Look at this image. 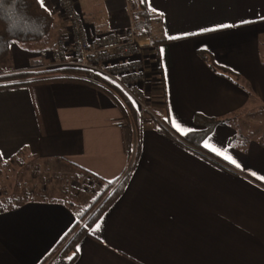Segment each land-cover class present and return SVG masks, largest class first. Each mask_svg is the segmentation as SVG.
<instances>
[{
  "label": "crops",
  "instance_id": "obj_1",
  "mask_svg": "<svg viewBox=\"0 0 264 264\" xmlns=\"http://www.w3.org/2000/svg\"><path fill=\"white\" fill-rule=\"evenodd\" d=\"M38 1L54 18L52 46L67 23L56 0ZM74 1L97 31L126 27L135 11L134 0ZM144 1L153 17L138 37L148 73L138 119L79 80L0 87V158L43 159L67 167L73 182L89 179L86 170L96 187L119 185L77 236L68 264H264V0ZM123 10L126 24H112ZM35 54L12 44L0 75L28 70ZM196 114L227 119L198 149L177 138L204 128ZM90 195L0 210V264L57 256Z\"/></svg>",
  "mask_w": 264,
  "mask_h": 264
},
{
  "label": "trees",
  "instance_id": "obj_2",
  "mask_svg": "<svg viewBox=\"0 0 264 264\" xmlns=\"http://www.w3.org/2000/svg\"><path fill=\"white\" fill-rule=\"evenodd\" d=\"M144 2V0H134V4L132 5L135 9V11L133 10L132 12V17H134L135 19V23H133V26L137 32L136 34L138 37L145 36L148 34V32H150L149 25L153 17L151 12L146 8ZM53 26L54 18L52 14H50L38 0H0V62L4 60L8 55L10 46L12 44H16L19 42L39 41L48 34V32ZM166 39L167 38L165 37L153 39L152 42L153 45H156L158 42ZM144 45L145 44H143V46ZM214 68L217 71V68ZM224 71L226 72V70H219L218 72L220 73ZM79 73V69L70 67H54L44 70H32L31 68H29L28 70L1 74L0 87L21 86L31 83L52 80L82 81L81 78L77 77V74ZM94 86H97L98 88H101L102 90L109 93L113 97V99H115V101L119 103V105L122 107L123 112L126 114V116L130 117L133 123L135 122V120L138 119L139 112L136 110L138 106L134 102H132L128 97H126L123 93H120L118 91L119 97L121 98V102H119L113 96V94L109 90H106L103 86ZM131 109L133 110L131 111ZM150 119L151 124L160 131H162L164 134L171 136L174 135L173 132L171 133L169 131L166 124L163 125L159 121H157V119H160V116L153 113V116L150 117ZM195 120L204 124V128L201 131L189 132L176 137L179 140L197 149L200 147L201 141L204 136L216 124L224 123L227 121V119L207 118L200 114L195 115ZM258 142L262 146H264V128L259 136ZM13 160H16V158L12 159V161ZM8 162V160H2L0 158L1 165L7 166ZM18 162H20V160ZM81 171L84 174L88 175L92 180L97 181L96 177L93 174L88 173L86 170ZM115 182V180L109 182L101 181L97 187L98 189H96L93 196L90 197L87 202L79 208V211L76 215L77 220L75 224L63 236V238L57 245L58 248V246L64 243L63 247L59 252V256L69 255V262L71 261V259L74 257L73 245L77 236L86 229L85 225L89 224L96 216H98V214L104 209L106 204H108L117 193L119 185L114 186L116 184ZM28 199L32 198L29 197ZM15 201L17 200L5 199L3 202L0 201V210H5L9 207H15L16 204L19 203H14ZM82 221H84L83 225H81L80 228L76 230ZM47 259L48 257H45L42 260L41 264H44Z\"/></svg>",
  "mask_w": 264,
  "mask_h": 264
},
{
  "label": "built area",
  "instance_id": "obj_3",
  "mask_svg": "<svg viewBox=\"0 0 264 264\" xmlns=\"http://www.w3.org/2000/svg\"><path fill=\"white\" fill-rule=\"evenodd\" d=\"M56 5L60 16L67 23L65 32L56 38L51 47L36 52L30 68L79 69L77 77L82 81L103 86L121 102L119 91L140 110L146 109L142 96L148 81L147 66L133 27L127 25L116 30L97 31L93 25L86 23L74 0H56ZM115 125L121 127L123 122L116 121ZM68 263L69 255L58 254L44 264Z\"/></svg>",
  "mask_w": 264,
  "mask_h": 264
},
{
  "label": "rangeland",
  "instance_id": "obj_4",
  "mask_svg": "<svg viewBox=\"0 0 264 264\" xmlns=\"http://www.w3.org/2000/svg\"><path fill=\"white\" fill-rule=\"evenodd\" d=\"M132 12V7L131 14L130 8L127 10V25L132 26L135 30L133 26V23H135V19L134 17H132ZM125 14L126 11L123 10L116 17H113L111 19L112 24L118 23L119 25H125ZM54 26L41 40L19 42L16 43L17 46H26L27 49L36 51L40 48L51 46L56 37ZM143 103L147 107L144 100ZM132 110L133 109H131V111ZM146 116L148 118L152 117L147 112ZM68 170L69 169H67V167H63V165L50 163L47 160L43 161V159H36L34 157L23 158L20 162H18L17 160L9 161L7 166H3L0 164V201L3 202L5 199H16L17 201H15L14 203H17L26 200L29 197L39 198L41 196H44L49 198L61 199L60 196H63L66 200L77 203V197H81L83 195L89 196L90 194V197H92L96 189H98L96 187L97 181L89 178L83 180L80 179L78 180L79 182H73L71 181L73 176H71L72 174ZM77 184H81V191L75 194L73 192V190L75 189L72 188V185H74L73 187H75ZM63 188L67 189L68 191L66 196L64 193H62Z\"/></svg>",
  "mask_w": 264,
  "mask_h": 264
},
{
  "label": "snow or ice",
  "instance_id": "obj_5",
  "mask_svg": "<svg viewBox=\"0 0 264 264\" xmlns=\"http://www.w3.org/2000/svg\"><path fill=\"white\" fill-rule=\"evenodd\" d=\"M223 27H227V25H225V26H223ZM233 163H235V161H233ZM96 227H97V228H99V227H100V225H99V224H97V225H96ZM78 250H79V249H78Z\"/></svg>",
  "mask_w": 264,
  "mask_h": 264
}]
</instances>
